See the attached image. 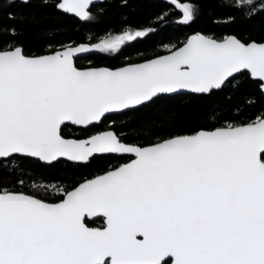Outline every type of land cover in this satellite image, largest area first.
Returning <instances> with one entry per match:
<instances>
[{"label": "snow or ice", "instance_id": "snow-or-ice-1", "mask_svg": "<svg viewBox=\"0 0 264 264\" xmlns=\"http://www.w3.org/2000/svg\"><path fill=\"white\" fill-rule=\"evenodd\" d=\"M44 4L83 22L99 7ZM165 7L158 26L173 16L189 26L201 13L200 0ZM235 8L264 23V0H235ZM5 31L0 264H264V110L183 131L166 103L242 88L264 100V38L196 32L152 57L85 68L81 59L115 57L157 28L38 53L22 29ZM73 126L80 135L70 138ZM47 170L59 182H43Z\"/></svg>", "mask_w": 264, "mask_h": 264}, {"label": "trees", "instance_id": "trees-1", "mask_svg": "<svg viewBox=\"0 0 264 264\" xmlns=\"http://www.w3.org/2000/svg\"><path fill=\"white\" fill-rule=\"evenodd\" d=\"M52 0H49L51 3ZM201 13L189 26H179L174 21L167 26L157 24L156 18L166 9L170 0H99L95 9L97 18L83 22L47 7L44 0H29L25 5L21 0H0V41L9 39L5 29L16 26L22 29L20 37L32 52H42L49 47L59 48L62 44L87 43L108 33L120 34L125 28L156 27L155 34L133 42L115 57L93 55L81 59V67H120L125 63L152 57L162 52L165 44L179 43L187 36L202 32L217 37L234 34L240 37L264 38V23L255 22L242 16L235 8V0H200ZM100 7L104 11L100 12ZM14 15L15 19L9 16ZM37 17L29 22L31 17ZM21 18H25L22 23ZM91 61V63H89ZM251 101V103H250ZM170 113L174 114L178 127L191 131L201 127L211 129L229 120H248L264 110V100L253 90L242 88L229 90L217 96L200 98L191 94L177 95L166 102ZM66 135L74 138L80 135L78 128L69 127ZM29 167H32L31 165ZM56 170H47L43 182H59ZM37 181L42 178L39 174ZM51 195V193H49Z\"/></svg>", "mask_w": 264, "mask_h": 264}, {"label": "water", "instance_id": "water-1", "mask_svg": "<svg viewBox=\"0 0 264 264\" xmlns=\"http://www.w3.org/2000/svg\"><path fill=\"white\" fill-rule=\"evenodd\" d=\"M99 0H95V2L97 3ZM74 127V126H73ZM76 128V127H75Z\"/></svg>", "mask_w": 264, "mask_h": 264}]
</instances>
